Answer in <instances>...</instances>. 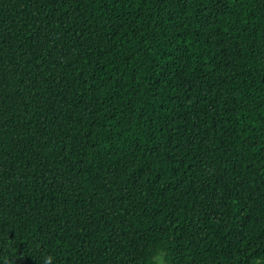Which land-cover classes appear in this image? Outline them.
<instances>
[{"label":"trees","instance_id":"obj_1","mask_svg":"<svg viewBox=\"0 0 264 264\" xmlns=\"http://www.w3.org/2000/svg\"><path fill=\"white\" fill-rule=\"evenodd\" d=\"M264 264V0H0V264Z\"/></svg>","mask_w":264,"mask_h":264},{"label":"clouds","instance_id":"obj_2","mask_svg":"<svg viewBox=\"0 0 264 264\" xmlns=\"http://www.w3.org/2000/svg\"><path fill=\"white\" fill-rule=\"evenodd\" d=\"M51 259L52 257L50 256L45 257L44 264H50ZM149 259L151 261V264H169L167 254L164 249L155 250ZM255 264H261V262L257 260Z\"/></svg>","mask_w":264,"mask_h":264}]
</instances>
